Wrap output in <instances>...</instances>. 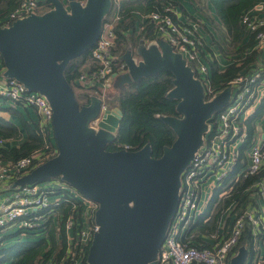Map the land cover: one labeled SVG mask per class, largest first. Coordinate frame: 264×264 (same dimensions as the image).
<instances>
[{
	"label": "water",
	"instance_id": "1",
	"mask_svg": "<svg viewBox=\"0 0 264 264\" xmlns=\"http://www.w3.org/2000/svg\"><path fill=\"white\" fill-rule=\"evenodd\" d=\"M49 1L52 7L45 13L0 27L4 75L47 98L57 148L56 155L17 178L12 187L59 179L98 204L99 230L90 243L87 264H158L157 254L176 210L181 174L202 143L206 120L227 104L230 88L205 101L202 83L165 40L157 41L159 49L136 48L138 63L129 50L122 56L127 71L117 77L119 86L159 71L174 75L168 96L179 99L180 116L162 120L176 139L159 158L151 156L148 144L138 151L106 150L115 139L122 110L102 109L96 96L81 105L64 69L96 43L111 1ZM98 117L97 127H90ZM246 258L247 250L240 248L229 264H244Z\"/></svg>",
	"mask_w": 264,
	"mask_h": 264
},
{
	"label": "built area",
	"instance_id": "2",
	"mask_svg": "<svg viewBox=\"0 0 264 264\" xmlns=\"http://www.w3.org/2000/svg\"><path fill=\"white\" fill-rule=\"evenodd\" d=\"M43 1L21 0L0 20L1 27L31 14H38L39 9L46 7ZM263 13V3H256L240 15L239 23L247 38L253 40L251 51L256 52L257 60L245 72L238 73L220 87L211 84L209 60L202 54L205 42L197 25L181 22L180 12L172 3H167L161 11L142 16L143 20L153 23L157 36L165 40L173 52L180 54L194 72V76L202 83L205 101L211 100L223 89L230 88L227 104L206 120L202 143L181 174L176 210L159 248L158 264H229L234 255L231 253L232 248L245 223L252 225L254 235L264 231V178H257L244 190L250 192L255 204L249 200L244 203L242 211H235L237 202H232L225 213L231 215L228 227H225L223 219L216 231L199 236L202 239L200 242L194 240L196 236L191 232L192 226L205 212L215 189L221 186L239 160L240 149L247 140V120L264 98ZM115 38L112 24H104L98 40L90 49V69L83 70L73 80L75 89L89 95L85 104L90 102L92 96H96L102 101V109L109 108L107 90L115 75L127 71L124 60L114 53ZM251 51L248 50L245 55ZM4 69L0 56V98L31 108L38 116L37 124L42 136L45 139L53 138L52 108L47 98L37 91L29 90L21 81L5 76ZM259 118L255 121L257 131L254 139L245 151L246 162L240 172L244 176L258 174L264 165V114ZM98 119L91 122L93 126L97 127ZM8 141L0 138V147ZM122 148L128 150L127 146ZM56 153L55 143L52 146L50 141L45 140L43 148L15 162L0 163V184L12 187L17 178ZM238 179L239 173L234 180ZM227 193L228 190L221 191L218 198ZM62 203H71L74 210L64 221L67 258L71 264H87L90 243L99 230L95 222L98 204L59 179L10 188V193L0 203V246L11 230L16 229L19 237L24 238L30 230L44 228L49 218L58 225L62 215L54 208ZM79 206L81 211L78 210ZM244 264H263V260L257 254L253 260L248 261L246 258Z\"/></svg>",
	"mask_w": 264,
	"mask_h": 264
},
{
	"label": "trees",
	"instance_id": "3",
	"mask_svg": "<svg viewBox=\"0 0 264 264\" xmlns=\"http://www.w3.org/2000/svg\"><path fill=\"white\" fill-rule=\"evenodd\" d=\"M110 1L109 10L103 18L102 25L106 23L112 24L116 35L114 53L120 58L134 46H140L142 41L157 37L153 23L147 19L139 22L141 29L138 31L137 36H134L133 32H136L137 18L135 16L132 17L131 13L146 15L152 11H161L167 3L177 6V2L173 0ZM206 1L212 5L221 25L225 27L228 35L231 36L229 46L235 48L234 52L236 54H240L239 59L236 60L238 65L232 64L223 72H218L215 63L211 66V84L220 87V85L225 84L238 73L245 72L257 60V54L254 51L245 55V52L248 51L253 43L252 38H249L250 40L247 43L239 44L240 34H244L239 25V18L245 10L256 4L258 0ZM20 2L21 0H0V20L17 7ZM42 3L47 8L52 7L49 0H44ZM115 10L118 11V21L113 16ZM89 54L90 50L70 60L64 69V75L71 83L74 95L73 80L85 70L87 63L90 64ZM174 78L170 71H159L154 74L141 76L130 83L119 86L114 101L115 106L122 110L123 115L119 121L115 139L106 144V150L112 151L127 146L128 150L138 151L148 144L151 156L154 158L161 157L163 151L170 147L176 139L174 130L162 118L180 116L177 111L179 99L168 96V92L174 87ZM88 96L87 93L82 92L78 99L75 95L81 105L87 103ZM21 108L28 110L27 107L19 104L6 107L0 106V109L7 111L17 119L16 122H13L0 117V138L10 140L19 137L22 133L26 135L25 141L18 146L10 147L5 144L0 147V163L15 162L19 158L31 154L34 150L43 148L45 140L50 141L52 146L54 144L52 137L45 139L42 136L37 122H33L30 116L29 122L26 120L23 115L26 110L23 112ZM263 114L264 100L247 120L248 135L246 142L240 149L239 160L221 186L215 189L205 212L191 228V232L196 236L194 238L195 241L200 242L202 239L199 236L216 231L223 219L225 227L230 225L231 215H226V210L232 202H237L235 211H242L244 203L249 200L255 204L254 200H251L250 192H244V190L255 179L264 178V165L256 175L244 176L243 172H240L246 162L245 151L257 131L255 121ZM238 173L239 179L235 181V175ZM223 190H228V193L218 198L219 193ZM81 209V206H79L78 210L81 211ZM54 210L62 215V220L59 221V224L55 225L53 220L49 218L44 224V228L40 227L30 230L24 238H20L19 233L15 232L13 236L18 239L16 243L7 247L0 246V264H71L66 255L64 221L74 210L71 203H62L56 206ZM204 218H207V220L204 221ZM6 239L7 237H5ZM263 239L264 231L254 235L252 225L245 223L231 253L235 255L240 248H245L248 261L253 260L257 254L259 255L256 243L259 246ZM261 257L264 264V254Z\"/></svg>",
	"mask_w": 264,
	"mask_h": 264
},
{
	"label": "crops",
	"instance_id": "4",
	"mask_svg": "<svg viewBox=\"0 0 264 264\" xmlns=\"http://www.w3.org/2000/svg\"><path fill=\"white\" fill-rule=\"evenodd\" d=\"M173 1L177 2L176 7L180 12L179 20L181 22L195 24L198 26V32L200 33V35L202 36V39L205 42V46L203 48L202 54H203L204 58H208V60H209V67H210L209 68V74H211V71H212L211 66H213V63H215V66H217L218 72L225 71L226 68L232 64L238 65L236 63V60H233L231 58L232 56L225 54L226 43L228 42L229 39L231 40V36L228 35L225 27H224V30H222V31H220L217 28V26H223V25H221L214 8L212 7V5L208 1H206V0H173ZM195 1L199 4H201V8L195 7ZM256 3H263V5H264V0H258ZM113 16H114V19H115V17L118 18L115 20H117V21L119 20L118 11L115 10L113 13ZM131 16L132 17L135 16L137 18L136 32L135 31L133 32V35L137 36L138 31L141 29V27L139 26V22H143V18H142L143 15L138 14V13H131ZM239 25H240V23H239ZM158 40H163V39L159 36H157L156 38L151 39V40L146 39V40H144L143 45H140V46L137 45V46H134L132 49H130V51L132 52V57L135 60V62L138 63L139 61H141V57L136 52V48H139L142 46H145L146 48H149L151 46H155L159 49L160 45L157 42ZM249 40L250 39L247 38V36L245 34H242V33L240 34L239 44L247 43ZM216 41L219 43H217ZM228 46H229V44H228ZM252 47H253V43L251 44V47L248 50L251 51ZM135 56H137L138 59L135 58ZM238 56H240V54H238ZM89 67H91V64L87 63L85 66V70L90 69ZM119 75H122V74L115 75L113 80H112V83H111L112 86L111 87L109 86L110 87L109 89H111V91L114 90L115 93H117V90L119 88V86L116 85V83H117L116 78ZM108 90H107V96H108ZM0 100H3V98H0ZM4 100H6V99H4ZM263 100H264V98L261 100V102ZM4 102L8 103L10 101L6 100ZM261 102H260V104H261ZM260 104H258L256 106V108L254 109V112L260 106ZM12 105H15V104H12ZM0 106H2V104H0ZM108 107H109V109H113L114 105L111 104V105H108ZM25 110H26L25 108H21V111L24 112ZM23 115L28 122H29V116L31 117V120L33 122L39 121L38 116L35 114V112L31 108H28V110H26V112H24ZM0 117L5 119V120H8V121H13V122L17 121V119L13 115L8 113L7 111H4L3 109H0ZM12 118H15V120H12ZM258 119H260V118H258ZM25 139H26V135L24 133H22L19 137L14 138V139H10L6 145H8L10 147L11 146H18L21 143H23L25 141ZM3 185L4 184H0V203H1L2 199L10 193V188H12V187H9V186L6 187V185H4V186ZM4 239H5V237H4ZM11 244H14V243L9 244V242H7L5 240L4 242H2L1 247H7ZM256 249L259 250V256L261 257V255L264 254V239H263V241H261V243H259V246L256 243Z\"/></svg>",
	"mask_w": 264,
	"mask_h": 264
},
{
	"label": "rangeland",
	"instance_id": "5",
	"mask_svg": "<svg viewBox=\"0 0 264 264\" xmlns=\"http://www.w3.org/2000/svg\"><path fill=\"white\" fill-rule=\"evenodd\" d=\"M63 1H65V0H63ZM85 1V0H84ZM195 7H197V8H201V4H199V3H197L196 1H195ZM49 10V8H46V7H44V8H42V9H39V11H38V14H43V13H45L46 11H48ZM215 25V24H214ZM216 26V25H215ZM217 28L220 30V31H222V30H224V26H217ZM228 44H229V40H228V42L226 43V51H225V54H228V55H230V56H232L231 58L233 59V60H238L239 59V57L240 56H238V54H236L235 52H234V48H232L231 46H228ZM231 47V48H230ZM135 58H137V56H135ZM138 59V58H137ZM232 61V60H231ZM117 79V78H116ZM117 82H119V81H117ZM116 85H118V83H116ZM112 86V84L110 85V87ZM119 86V85H118ZM109 87V88H110ZM108 88V89H109ZM82 92L83 91H81V90H79V89H77L76 88V90H75V95H76V97L79 99V97L82 95ZM115 96H116V93L114 92V90H112L111 91V89H109L108 90V96H107V105H111V104H113L114 105V107H115V101H114V99H115ZM1 102H0V104H2V106H4V107H6V106H10V105H12L11 104V102H8V103H5L4 101H6V100H0ZM113 107V106H112ZM33 114V113H32ZM12 120H15V118H12ZM90 127H92V128H95V126H93V124L91 123L90 125H89ZM8 143V142H7ZM6 143V144H7ZM15 231H16V229L15 230H11L10 232H8L7 234H6V236L5 237H7V239H6V241L7 242H9V244L10 243H15L16 241H18V239H16V237H14L13 236V234H15ZM10 234V235H9ZM8 244V243H7Z\"/></svg>",
	"mask_w": 264,
	"mask_h": 264
}]
</instances>
